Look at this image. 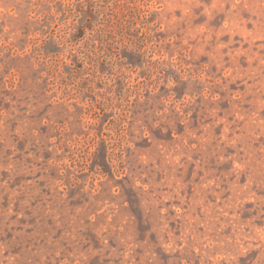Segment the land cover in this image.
I'll list each match as a JSON object with an SVG mask.
<instances>
[{
  "label": "rangeland",
  "instance_id": "rangeland-1",
  "mask_svg": "<svg viewBox=\"0 0 264 264\" xmlns=\"http://www.w3.org/2000/svg\"><path fill=\"white\" fill-rule=\"evenodd\" d=\"M0 264H264V0H0Z\"/></svg>",
  "mask_w": 264,
  "mask_h": 264
}]
</instances>
